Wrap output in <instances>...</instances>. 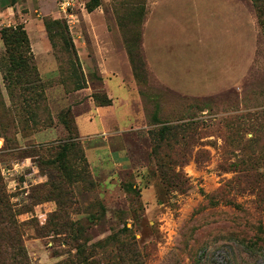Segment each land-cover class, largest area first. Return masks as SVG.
Wrapping results in <instances>:
<instances>
[{
	"label": "rangeland",
	"instance_id": "obj_1",
	"mask_svg": "<svg viewBox=\"0 0 264 264\" xmlns=\"http://www.w3.org/2000/svg\"><path fill=\"white\" fill-rule=\"evenodd\" d=\"M62 1L0 2L44 84L34 125L0 37V174L28 264L113 255V235L106 264H264V0ZM93 106L104 129L82 123Z\"/></svg>",
	"mask_w": 264,
	"mask_h": 264
},
{
	"label": "trees",
	"instance_id": "obj_2",
	"mask_svg": "<svg viewBox=\"0 0 264 264\" xmlns=\"http://www.w3.org/2000/svg\"><path fill=\"white\" fill-rule=\"evenodd\" d=\"M6 3V6H11L12 4L16 3L17 0H0L2 3ZM99 4V0H91L87 3V10L91 11ZM137 23V22H136ZM53 24L58 25L61 27L60 21L54 20ZM47 28L49 27L48 22L46 23ZM65 26H62V32H60L62 37H65ZM50 31V28H48ZM0 37L2 39L5 56L8 61V67L4 68L5 73L4 77L7 81V87L10 89L11 87L22 86L28 94H31L28 98H23V102H25V108L28 107L29 103H33L29 108V121L32 122L34 125H39L42 119V109L45 108V97L43 94V86L44 84L40 81V77L36 71L35 66L33 65L32 61V53L31 47L29 43V39L27 36L26 31L21 25L16 26H7L1 28ZM51 39V44L53 47L55 46L54 42L52 41V37L49 36ZM71 42V41H70ZM69 39L66 41V44L70 43ZM70 53V61L71 63L76 66L75 70L78 68V62L76 53L73 50L72 46L68 50ZM129 56L132 59V56L129 52ZM132 62V60H131ZM135 68L133 62V69ZM136 70V69H135ZM134 70V71H135ZM76 73V72H75ZM136 75V74H135ZM27 76H32L27 79ZM13 77V80H11ZM76 81L75 84L77 88L80 86V80L78 74L75 75ZM36 91V92H35ZM101 98V99H100ZM99 106L106 105L110 103V99L107 98L106 100L100 96ZM96 99V97H95ZM44 107V108H43ZM49 121V118H48ZM62 124L65 126L66 129L71 127L72 119L68 115H63L61 118ZM170 132V126H163L159 129L160 138L164 136L165 133ZM8 130H3L2 135L4 136L5 143L11 141ZM14 135V132H13ZM13 139V138H12ZM14 142L9 144V148L15 147V139ZM66 145V144H65ZM65 147L64 149H67ZM62 156V155H60ZM62 183L57 177L53 181V189H56V197L60 194L62 190ZM0 264H6L4 255L9 254L12 259V264H28L27 261V254L23 244L21 243L20 235H19V225L17 224L16 220L13 218V212L11 211L10 203L8 200V194L5 190V185L3 183V178L0 174ZM15 240V243L13 242ZM110 239L115 246V253L113 255H102L99 252V245L103 241H98L92 244V250L94 254L90 256L82 255L79 262L77 264H106L107 262H114L115 259H119L118 256V241L116 236H109L104 240ZM84 252L81 251L80 254ZM8 264V263H7Z\"/></svg>",
	"mask_w": 264,
	"mask_h": 264
},
{
	"label": "crops",
	"instance_id": "obj_3",
	"mask_svg": "<svg viewBox=\"0 0 264 264\" xmlns=\"http://www.w3.org/2000/svg\"><path fill=\"white\" fill-rule=\"evenodd\" d=\"M115 68V67H114ZM103 69V68H102ZM101 76L103 77L104 76V70H101L100 72ZM116 77V76H115ZM110 92V91H109ZM126 101V100H125ZM129 107H130V104H129ZM110 108V107H109ZM109 108H106V107H98V106H93L92 108V114H94L96 116V119L91 121L90 119H84L82 118V123L85 125V124H91V123H94V122H98L99 124V127L100 128H103L106 126V124L102 121L101 117H102V113L103 112H107ZM130 109V108H129ZM127 113H129L128 109H127Z\"/></svg>",
	"mask_w": 264,
	"mask_h": 264
},
{
	"label": "built area",
	"instance_id": "obj_4",
	"mask_svg": "<svg viewBox=\"0 0 264 264\" xmlns=\"http://www.w3.org/2000/svg\"><path fill=\"white\" fill-rule=\"evenodd\" d=\"M69 5H71L70 0H63L61 3V7L63 10H66Z\"/></svg>",
	"mask_w": 264,
	"mask_h": 264
}]
</instances>
